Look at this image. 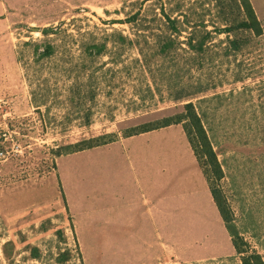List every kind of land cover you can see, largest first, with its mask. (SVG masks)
<instances>
[{
    "label": "rangeland",
    "instance_id": "1",
    "mask_svg": "<svg viewBox=\"0 0 264 264\" xmlns=\"http://www.w3.org/2000/svg\"><path fill=\"white\" fill-rule=\"evenodd\" d=\"M250 2L261 35L239 0H0V264H242L211 187L264 262V0ZM189 102L222 177L183 124L133 136L169 210L162 236L113 237L124 145H75Z\"/></svg>",
    "mask_w": 264,
    "mask_h": 264
},
{
    "label": "crops",
    "instance_id": "2",
    "mask_svg": "<svg viewBox=\"0 0 264 264\" xmlns=\"http://www.w3.org/2000/svg\"><path fill=\"white\" fill-rule=\"evenodd\" d=\"M132 138L133 136L114 142L115 144L121 143L120 145H124L125 151L123 154L127 158L128 167L127 172L120 171L119 198L115 201L111 210L113 216L111 223L105 224V228L108 229L109 226L112 231L111 235L117 238L162 236L163 218L167 219L169 209L167 200L162 195L161 172L157 168L158 178L150 186L147 181L144 160L146 151L144 148L132 151L128 147L132 143L130 140ZM197 186L199 189L198 184ZM163 187L165 189V185ZM176 209V200H173L171 203L173 215L176 214ZM101 213L104 215L103 209ZM102 220L104 221L103 218Z\"/></svg>",
    "mask_w": 264,
    "mask_h": 264
},
{
    "label": "trees",
    "instance_id": "3",
    "mask_svg": "<svg viewBox=\"0 0 264 264\" xmlns=\"http://www.w3.org/2000/svg\"><path fill=\"white\" fill-rule=\"evenodd\" d=\"M241 1V8L245 13V19L241 22V28L246 30H250L254 32L256 35L262 34V27L257 18V15L254 11V8L250 2V0H239ZM163 15L167 19L170 28L177 33L178 29L176 28L177 20L171 19L164 10ZM227 31H230L231 28H225ZM235 45V43H233ZM172 45V42H169L168 46L165 48H169ZM203 44H201L202 46ZM237 47V46H235ZM93 49H95L96 54H100L103 50H105V46L103 45H94ZM171 124H183V128L188 136L189 143L192 147L195 157L203 170V173L207 176V180H210V176H213L215 179H220L222 177V170L220 164L217 160V156L214 153L210 140L208 138V134L202 124L201 118L199 114L196 112L194 104L189 102L184 106V112L177 114L175 116L163 118L155 123H148L141 126H137L129 129L125 133V138L132 137L141 133H145L154 129H158L161 127H167ZM115 135L108 134L99 136L96 138H92L89 140H84L81 143L75 145V151H82L85 149H91L103 145H107L115 142ZM71 147V146H68ZM212 197L214 202L219 210V213L226 224L228 231L231 233L233 246L236 250V253L241 257L242 264H264L261 256L256 252L249 253L246 248V243L243 238L239 236L237 232L233 230L230 226V215L227 209L226 203L221 197L218 195L216 190L211 187Z\"/></svg>",
    "mask_w": 264,
    "mask_h": 264
}]
</instances>
